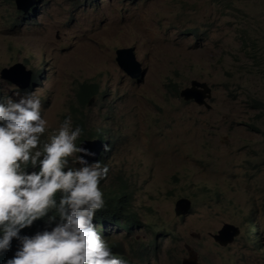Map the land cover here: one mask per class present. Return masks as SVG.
<instances>
[{
  "label": "rangeland",
  "instance_id": "rangeland-1",
  "mask_svg": "<svg viewBox=\"0 0 264 264\" xmlns=\"http://www.w3.org/2000/svg\"><path fill=\"white\" fill-rule=\"evenodd\" d=\"M30 10L0 0V73L19 64L33 85L0 77V91L41 98L43 139L80 112L88 132H104L100 186L127 192L136 214L135 226L108 228L123 258L264 264V0H36ZM123 48L142 64L140 81L119 68ZM193 81L212 88L210 110L181 97ZM83 82L109 93L78 110ZM181 198L187 214L175 212Z\"/></svg>",
  "mask_w": 264,
  "mask_h": 264
},
{
  "label": "clouds",
  "instance_id": "clouds-1",
  "mask_svg": "<svg viewBox=\"0 0 264 264\" xmlns=\"http://www.w3.org/2000/svg\"><path fill=\"white\" fill-rule=\"evenodd\" d=\"M31 87L32 76L28 88H17ZM48 127L37 94L0 91V253L16 242L0 264H129L94 224L96 211L105 206L100 185L109 169L101 162L108 142L77 145L82 130L73 127L70 115L43 139ZM99 145L105 152L96 150ZM35 221L43 227L22 232Z\"/></svg>",
  "mask_w": 264,
  "mask_h": 264
},
{
  "label": "trees",
  "instance_id": "trees-1",
  "mask_svg": "<svg viewBox=\"0 0 264 264\" xmlns=\"http://www.w3.org/2000/svg\"><path fill=\"white\" fill-rule=\"evenodd\" d=\"M34 13V10L32 11ZM22 14V13H20ZM41 73V72H40ZM36 78H34V82ZM168 89L173 91L174 94H178L179 89L177 85L174 83H170L168 85ZM109 91L105 90L102 91L98 84L92 82H83L80 83L75 92V100L78 105V110L85 109L96 96L104 98ZM86 116L80 112V117L75 118V125H79L82 130V135L77 140V145L81 144L84 140L86 141H104V132L98 131L93 133L92 131H87L86 128ZM127 186H125L126 188ZM104 193V192H103ZM58 195V194H57ZM104 200L105 206L96 211L94 216V224L97 227V230L102 234V236L106 239L109 247L112 249L113 253L123 257L122 249L118 244L112 242V238L110 239V231L108 230L109 227H117L121 229H129L135 226V222L133 219L136 220V214L131 213L129 208V197L127 192L121 191L120 194H113V192H105L104 193ZM122 220H127L126 224L121 223ZM252 225H254L255 229V236L257 245L260 243L261 235L259 233L260 227L258 226L257 220L252 218L250 221ZM43 227L42 221H35L34 224L30 228H26L22 230V232H27L31 234L32 232L38 230L39 228ZM16 246V242H12V247L9 250L0 253V261L10 257L12 252ZM129 264H133V260L127 259Z\"/></svg>",
  "mask_w": 264,
  "mask_h": 264
},
{
  "label": "water",
  "instance_id": "water-1",
  "mask_svg": "<svg viewBox=\"0 0 264 264\" xmlns=\"http://www.w3.org/2000/svg\"><path fill=\"white\" fill-rule=\"evenodd\" d=\"M36 0H15L17 9L27 13L29 9L35 4ZM116 61L121 70H123L131 79L138 80L144 76L142 64L137 60L136 54L133 48H124L119 49L116 52ZM24 70V67L17 64L10 68H4L1 70V78L4 80H8L15 84L17 87L26 89L30 85L31 75L29 72V76L27 81L23 82L17 75L16 71ZM181 97L186 101H193L195 104L199 106H205L208 110L211 109V105L208 101L212 97V88L207 84L199 81H193L190 86L184 88L181 91ZM87 142L83 144L86 146ZM91 144V142H90ZM100 145L102 143H99ZM88 149V148H87ZM89 162H91V158H87ZM192 208V203L188 199L181 198L177 201L175 205V212L177 214H187L190 212ZM232 230V227L226 226L224 231L221 234H224L226 231ZM232 239L233 235L230 234ZM182 264H200L196 257L191 255L190 259H185Z\"/></svg>",
  "mask_w": 264,
  "mask_h": 264
}]
</instances>
